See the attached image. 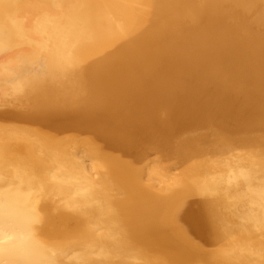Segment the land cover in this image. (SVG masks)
Instances as JSON below:
<instances>
[{
	"label": "bare ground",
	"instance_id": "bare-ground-1",
	"mask_svg": "<svg viewBox=\"0 0 264 264\" xmlns=\"http://www.w3.org/2000/svg\"><path fill=\"white\" fill-rule=\"evenodd\" d=\"M0 264H264V0H0Z\"/></svg>",
	"mask_w": 264,
	"mask_h": 264
}]
</instances>
